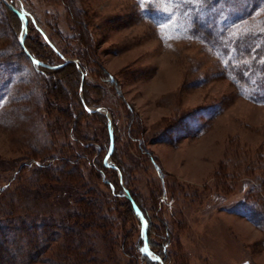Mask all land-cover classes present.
Listing matches in <instances>:
<instances>
[{"label":"rangeland","instance_id":"374dc122","mask_svg":"<svg viewBox=\"0 0 264 264\" xmlns=\"http://www.w3.org/2000/svg\"><path fill=\"white\" fill-rule=\"evenodd\" d=\"M20 1L38 25L28 18L31 49L61 66L44 33L87 75L77 91L74 64L42 72L0 0V264H147L141 222L138 231L104 182L114 173L90 162L106 165L111 146L97 105L111 115L110 158L124 186L152 218L156 243L169 239L165 260L150 255L264 264V0ZM242 39L259 53L241 57ZM136 130L152 158L129 140Z\"/></svg>","mask_w":264,"mask_h":264},{"label":"trees","instance_id":"16d2710c","mask_svg":"<svg viewBox=\"0 0 264 264\" xmlns=\"http://www.w3.org/2000/svg\"><path fill=\"white\" fill-rule=\"evenodd\" d=\"M208 1V0H207ZM220 0H212V4H217ZM6 10H10L12 12V14L14 15V17L18 20L19 17L17 16V14H15L8 6L4 5ZM83 22V20L81 19L80 20V24ZM84 24V23H82ZM81 24V28H83L85 25L82 26ZM29 26H27V31H26V34L23 38V45L24 47L27 49L28 53L31 54L32 56H34L37 60H39L41 62V64L39 65L40 68H44L46 70H50V71H57V70H60L63 68V66H65L66 64H63L61 66H57L59 63H54L52 61H50L48 58H42L40 55H38L36 52H34L31 47L26 43V39H27V36L29 34ZM84 29V28H83ZM82 29V33L81 32H78V36L82 39V35H83V32L84 34H86V30H83ZM195 31L200 34L201 37H203L205 40H208V41H212L214 39V35H213V30L211 27L207 25H203V24H200L199 27L197 26L195 28ZM18 32H19V28L14 29V35H15V38L17 37L18 35ZM17 39V38H16ZM242 43H245L244 45H242V48H239L237 47V52L239 51L240 53V56L241 57H245V58H248L250 56V54L252 52H256V53H259L260 51V46L255 48L254 47V44L251 46V45H248V43H246L247 40H240ZM241 42H240V46H241ZM16 43L18 45V47L20 48L21 52L23 54H25L26 57H28V59L30 60L29 56L27 55V53L24 51V49L22 48L21 44L19 43L18 40H16ZM239 43V42H238ZM47 46V45H46ZM48 47V46H47ZM49 48V47H48ZM50 49V48H49ZM51 50V49H50ZM52 51V50H51ZM95 60V59H94ZM97 61V60H96ZM63 71L67 72V73H70V71L65 68ZM42 72H43V69H42ZM107 74V77L109 78L110 76L108 75V73L106 72ZM82 80L83 78L81 77L80 73H79V77H78V83H77V91H81L83 90L84 86H83V83H82ZM264 82V81H263ZM117 92L118 94L120 93V90L117 89ZM80 101V104L82 106V109L88 113V110H87V106H90L89 102L87 101V99L84 97V96H81V98L79 99ZM98 113L102 118H103V122H104V126H105V129L107 128V118L106 116L102 115L101 113L99 112H96ZM112 113V112H111ZM113 114V113H112ZM114 119V118H113ZM133 120H135L134 118L131 120V122H133ZM130 122V124H131ZM115 124V122H114ZM138 124V123H137ZM115 128V126H114ZM132 136V137H131ZM129 140L134 143L137 144V147H138V152L142 153V155H147V156H150L151 157V153L149 152V150L146 148V144L145 142H143L141 140L140 137H136L134 135V131L129 134ZM140 140V142H139ZM152 158V157H151ZM155 160V159H154ZM153 159H150V161L153 163H155ZM115 163L120 166L123 170V175H126L128 174V167L124 166V164L120 161H117V160H114ZM90 162H92V166L98 171L99 175H103L106 174V170H112V172L114 173V176H115V183L113 181H110L109 179L107 180H104V182L106 183V185H108V187L111 190V192L114 194V195H117V196H122L124 199H125V205L126 207L128 208V210L130 211V213L132 214V216L136 219V222H137V230L139 231V225H140V220L138 219L134 209H133V206L131 204V202L129 201V199L127 197H125L123 194L121 195V190H120V187L118 185V179H117V172L116 170L114 169H110L108 167H106V165H104L103 161H102V158L100 157L99 159H97V161L95 159H90ZM159 171H162L161 169H158ZM127 176V175H126ZM104 179V177H103ZM124 181H125V185H127L128 183V179L127 177L124 178ZM117 186H116V185ZM116 186V187H115ZM118 188V189H116ZM129 192L131 193V196L133 197L135 203L137 204V206L140 208V210L142 211L144 217L147 219L148 221V224H149V228H148V232H147V243H148V247L150 249V251L154 252V253H157L159 254L163 260H165V253H166V247L168 245V237L167 236H163V239L161 242H158L156 243V240H154V237H152L151 233H150V228H153V224H152V218L149 216V214L147 213L144 205L141 204V202L139 201V197L138 195L135 193V191L131 188H129ZM165 197V195H164ZM167 235V234H166ZM141 238H140V233L138 232V237H137V241H136V244H137V250H139V245H141ZM6 250V249H4ZM3 252L0 251V255L1 253ZM138 254L140 256V258H142L145 262H147V264H159L157 261H154L152 259L149 258V256H147L146 254H141L139 251H138ZM6 261H3L2 259V263H5Z\"/></svg>","mask_w":264,"mask_h":264},{"label":"water","instance_id":"95a60500","mask_svg":"<svg viewBox=\"0 0 264 264\" xmlns=\"http://www.w3.org/2000/svg\"><path fill=\"white\" fill-rule=\"evenodd\" d=\"M15 14H17V16L19 17V19H21L22 16H26V18H30L32 21H34V24L36 25V27L38 28V25L36 23V21L34 20V17L22 6V3L20 0H16L17 1V7H14L12 4L8 3L7 0H2ZM19 23H21V21H19ZM27 24V21H26ZM26 24L23 27V31L25 34V29H26ZM24 34L21 35L19 37V42L22 46V48L24 49V51L27 53V55L29 56V58L31 59V61H35L37 64H41V62L39 60H37L34 56H32L31 54L28 53L27 49L24 47L23 45V38H24ZM43 36L45 37L47 43L50 45V47L61 57L62 62L60 65L65 64V63H72L74 64V66L77 68L78 72L81 73L82 78H84L87 73L86 71H82L81 66L79 65V60L76 58L70 59L67 58L65 56H63L53 45V43L50 41V39L48 38V36L44 33H42ZM96 110L99 111L100 113L104 114L106 116V118L108 119V125H109V132H110V138H111V146L109 149V152L106 156V161L105 164L116 169L118 171V176H119V182L122 185V189L124 191L125 196L129 199V201L131 202L133 209L138 217V219L141 222L142 225V239H143V243H144V248H147V251H144V253L149 256L150 259L152 260H157L159 261L160 264H163L162 260L160 259L159 256L157 255H150V249L148 248V244H147V237H146V225H147V221L146 218L144 217L142 211L139 209V207L137 206V204L135 203V201L133 200L132 196L130 195L128 189L124 186L123 181H122V176H121V171L120 169L112 162L111 158H110V154L113 150V142H112V127H111V115L109 114V112L107 111V109L102 106V105H97L96 106Z\"/></svg>","mask_w":264,"mask_h":264},{"label":"flooded vegetation","instance_id":"af4514ba","mask_svg":"<svg viewBox=\"0 0 264 264\" xmlns=\"http://www.w3.org/2000/svg\"><path fill=\"white\" fill-rule=\"evenodd\" d=\"M139 127V126H138ZM137 127V128H138ZM144 132H143V130L142 131H138V130H136V131H134V135L136 136V137H140V138H142V140H143V142H145V144H146V140H145V138L143 137V135L145 134H143ZM140 135H142V136H140ZM150 152V151H149ZM151 153V152H150ZM152 154V153H151ZM166 197H167V195H166Z\"/></svg>","mask_w":264,"mask_h":264},{"label":"bare ground","instance_id":"6f19581e","mask_svg":"<svg viewBox=\"0 0 264 264\" xmlns=\"http://www.w3.org/2000/svg\"><path fill=\"white\" fill-rule=\"evenodd\" d=\"M20 21H21V24L24 26L26 24V21H28V18H26V16H22Z\"/></svg>","mask_w":264,"mask_h":264},{"label":"snow or ice","instance_id":"6c2138e0","mask_svg":"<svg viewBox=\"0 0 264 264\" xmlns=\"http://www.w3.org/2000/svg\"><path fill=\"white\" fill-rule=\"evenodd\" d=\"M33 63H36L35 61H33ZM0 99H3L2 97H0ZM141 251L142 252H144V251H147V248L145 247V248H143V249H141Z\"/></svg>","mask_w":264,"mask_h":264}]
</instances>
